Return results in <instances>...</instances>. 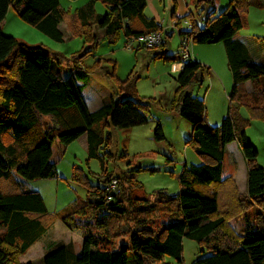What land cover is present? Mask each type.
Instances as JSON below:
<instances>
[{"label":"trees","instance_id":"trees-1","mask_svg":"<svg viewBox=\"0 0 264 264\" xmlns=\"http://www.w3.org/2000/svg\"><path fill=\"white\" fill-rule=\"evenodd\" d=\"M93 2L102 3L108 12L95 14ZM192 4L205 13L203 24L198 26L189 12L182 21H189L190 28L180 30L179 19L178 34L193 44L223 45L232 78L226 115L219 126L207 124L204 101L188 90L200 86L209 69L195 60L186 63L176 77L171 111L191 125L186 146L204 162L184 165L177 194L161 189L137 198L134 192L142 186L125 174L117 178L107 174L106 161L99 153L111 143L105 128L147 124V104L137 96L135 80L120 82L117 100L110 96L98 110L89 111L82 92L95 71L79 63L89 51L75 63L65 64L73 66L65 77L60 56L1 32L12 8L23 22L62 42L59 24L64 12L59 0H0V264H29L19 258L53 228L56 219L80 234L82 244L79 252L71 243L56 244L43 264H146L165 257L182 264L184 239L196 242L206 254L192 264H264V169L246 137L251 121L264 122V66L254 62L236 39L244 27L242 14L251 1L231 0L219 13L215 0H194ZM145 7V0H91L70 15L73 18L67 20V27L89 44L97 38L93 37L95 26L111 43L121 33L126 40L143 37L161 28L144 15ZM159 48L165 49L164 43ZM155 57L174 61L165 52ZM246 83H250V91ZM43 119L49 120L48 127ZM84 134L87 156L99 161L105 186H89L85 201L49 216L41 194L30 183L56 179V167L67 147ZM153 137L158 142L164 140L160 124H156ZM232 142L246 164L247 195L240 194L232 177L223 174L226 146ZM104 156L112 158L107 152ZM77 170L73 168L74 181H80ZM112 180L118 181L116 193L107 189ZM162 217L167 222L153 228L154 221ZM241 220L245 225L237 233L231 224Z\"/></svg>","mask_w":264,"mask_h":264},{"label":"rangeland","instance_id":"rangeland-1","mask_svg":"<svg viewBox=\"0 0 264 264\" xmlns=\"http://www.w3.org/2000/svg\"><path fill=\"white\" fill-rule=\"evenodd\" d=\"M193 1L147 0L144 15L153 18L160 27L165 29L173 21L171 12L175 11L174 18H180L181 21L191 12L194 21L198 26H201L205 13L196 11L192 4ZM230 1L215 0L217 13L224 10ZM250 1L251 5L248 11L242 14L244 27L237 33L236 39L247 46H253L252 53H250L251 58L254 62L264 66V0ZM86 2L88 1L59 0L60 8L64 12V20L60 28L63 41L60 43L23 22L12 8L9 9L1 24V32L4 36L13 37L28 46H41L50 54L60 56L59 62L64 64L61 72L65 77L73 71L72 65L65 66V64L75 63L78 56L89 51L79 63L82 67L95 71L89 75L86 88L83 91L90 110H96L102 106L110 96L116 98L120 82L128 78L135 80L137 96L147 104L146 111H144L147 124L130 129L111 127L104 129L105 135L109 136L111 140L108 148H102L99 151L106 161L104 170L107 174H112L114 178L122 174L134 178V181L142 186L141 189L134 192V196L137 198L148 197L161 189L170 194H177L181 190L178 178L184 165L204 162V159L198 156L191 146H186L191 135V125L171 111V101L177 88L176 77L179 73L174 65V68L171 66L175 62L168 63L155 57L161 52H165L167 56L173 58L178 56V33L173 29L164 32L162 43H164L165 49L159 47L147 49L142 47L140 42H136L132 49H128L127 40L122 33L117 40L111 43L106 38L104 31L100 29L93 31V37L97 38L89 44L84 37L71 34L67 27V20L73 18L70 15H74L76 9ZM95 10L97 14H105L108 7L97 2ZM184 13L186 15L182 16ZM181 30H189V25L182 24ZM189 47L194 59L209 62L213 67L209 74L204 72L203 83L200 86L195 85L189 88L188 92L203 100L207 87L218 85L215 88V90L219 89L217 99L227 100L226 95L222 99L220 85H231L232 83L229 82L230 73L224 64L223 45L189 43ZM228 90L230 91V88ZM210 104H212L211 99L209 100ZM211 116L213 115L210 114ZM244 116L248 117L246 113ZM43 121L48 127L49 120L43 119ZM156 124L161 125L164 134V140L161 142L156 141L153 137ZM207 124L216 127L220 125V122L213 123L207 119ZM261 138L264 139L262 135ZM86 148L87 146H84L80 140L71 143L66 149L65 156L56 167V179L37 180L30 183L41 194L49 216L59 213L74 202L85 201L89 186H105L102 183L103 171L100 168V163L98 160L88 158ZM258 148L260 153L258 161L264 164V144H259ZM105 152L109 153L112 158L108 159L104 156ZM229 162L230 158L226 157L223 164L225 177L228 175ZM74 167L78 169L76 172L80 175V181L72 179ZM249 217L250 223H252L253 214ZM166 222L165 218H159L154 221L153 228L160 227ZM244 225L243 220L231 224L237 233ZM79 237L81 238L80 234L71 232L60 219H56L53 228L33 244L19 260L21 263L43 264L45 256L54 249L56 244L71 243L75 251L78 252V246L81 247L82 244V238L80 241ZM122 241L126 242V239ZM182 247V264H192L199 257L206 255L200 252L202 248L194 241L184 239ZM146 264L177 263L172 258L165 257L161 262L147 261Z\"/></svg>","mask_w":264,"mask_h":264},{"label":"crops","instance_id":"crops-1","mask_svg":"<svg viewBox=\"0 0 264 264\" xmlns=\"http://www.w3.org/2000/svg\"><path fill=\"white\" fill-rule=\"evenodd\" d=\"M78 1H80V0H78ZM87 1L88 2H86V4H84L83 6H80L76 10L85 7L89 2H91V0H87ZM145 1L147 3V0H145ZM96 3L97 2H93V7H94L95 14H97L96 13V10H95ZM171 14H172V12H171ZM186 14H187V12H186ZM186 14L184 13V14H182V16H184ZM97 15H103V14H97ZM172 19L178 21L180 18L177 19V18L172 17ZM182 22L180 23V30H181ZM60 28H61V23L59 24V30L61 31ZM94 30H97L96 29V26H95ZM166 37H168V36H166ZM241 43L248 49L249 53H252L253 46L250 47L249 45L247 46L243 42H241ZM222 50H223V54H224V57H225V63L224 64H225L226 68L229 70V67H228V64H227L226 55H225L224 47H223ZM172 59L174 60L173 62H175V63L172 64L171 66L174 65L176 67L177 71L180 72L181 69H180V66H179V61H180L179 60V55L177 57H174V58L172 57ZM194 60L196 62L204 65L205 67H207L209 69V71H211V68L213 67V65L211 63L205 62V61H199L197 58L194 59ZM174 66H173V68H174ZM229 73H230V80H229V82L231 84L232 83V78H231V72H230V70H229ZM77 84H80V83L77 82ZM216 86H218V85H210V87L209 86L207 87V90H206L205 97H204L203 101L205 102L204 105H205L206 118L209 121H213V123H217V122L218 123L219 122L221 123L222 119L226 115L227 106H228L227 100H228V95H229V92H230L228 89L230 88V90H231L232 84L231 85H220V89L222 88V99L225 98V95L227 96V100L224 99L223 101L217 99L218 98V90L219 89L218 90H215ZM245 87H246V90L247 91H250L251 90L250 83H246ZM85 88H86V86H85ZM85 88H84V90H85ZM82 97H83V100H84V102H85L88 110L91 111V112L96 111L100 107L103 106V104H102V106H100L96 110H90V108H89V106H88V104H87V102H86V100L84 98L83 92H82ZM114 99L117 100V96ZM210 99L212 100V104L209 105V100ZM245 113H246V111L244 109H242L241 110L242 116H244ZM210 114H212L213 116L210 117ZM214 125H216V124H214ZM261 135L264 138V122L255 121V120L254 121H251L250 122V126L246 130V137H247V139L249 140V142L254 146V148L258 152V158H257V160H259V157H260L259 148H258L259 147V144H264V139L261 138ZM78 140H80L81 142H83L84 146H87V136L85 134L82 135V136H80L77 139V141ZM226 157L227 158H230V162H229L230 167H229L228 175L227 176H231L232 177V179L235 182L236 188H237V190H238V192L240 194L247 195V169H246V164H245V161H244L243 156L241 154V151H240L238 145L235 142L229 143L226 146L225 158ZM258 163H259V165H262L264 167V164L263 163H261L259 161H258ZM185 165H187V164H185ZM194 165H199V164H194ZM128 177H130V176H128ZM80 241H81V238H80ZM78 248H79L78 250H80V247L79 246H78Z\"/></svg>","mask_w":264,"mask_h":264},{"label":"built area","instance_id":"built-area-1","mask_svg":"<svg viewBox=\"0 0 264 264\" xmlns=\"http://www.w3.org/2000/svg\"><path fill=\"white\" fill-rule=\"evenodd\" d=\"M182 24H186L189 25L190 28V23L189 21H183ZM169 29H173L175 30L177 33H179V27L177 25V21L173 20L171 25L164 28H160V30L152 32L149 35L143 36V37H139V38H131L129 40H127V48L128 49H132L133 45L136 42H140L142 44V47L147 48V49H153L155 47H159L162 43L163 40V34L165 31H168ZM179 36V34H178ZM189 43H192L191 39L187 38V37H180L179 36V66L180 69H182L184 67V65L190 61H193V56L190 52V47H189ZM117 184L118 181L117 180H112L109 185L107 186V189H109L110 191L116 193L117 192Z\"/></svg>","mask_w":264,"mask_h":264}]
</instances>
